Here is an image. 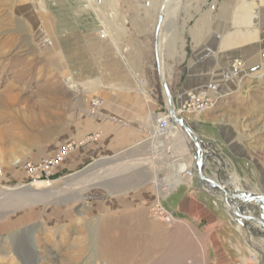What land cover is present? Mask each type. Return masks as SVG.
<instances>
[{
  "label": "rangeland",
  "instance_id": "1",
  "mask_svg": "<svg viewBox=\"0 0 264 264\" xmlns=\"http://www.w3.org/2000/svg\"><path fill=\"white\" fill-rule=\"evenodd\" d=\"M162 2L0 0V185L9 193H0V264H208L222 235L237 263L264 264V238L234 221L220 196L212 202L225 226L200 222L183 243L177 185L159 194L175 173L179 182L182 159L186 175L194 166L178 126V141L154 136L157 113L167 111L155 53ZM178 6L160 29L158 61L177 109L188 93L216 87L207 110L183 113L202 134L204 172L264 195V0ZM239 27L247 39L230 34ZM132 126L144 128L136 144L118 136ZM21 190L50 200L21 201ZM134 192L144 206L113 210ZM159 202L173 221L157 218ZM250 204L246 212L263 218V200Z\"/></svg>",
  "mask_w": 264,
  "mask_h": 264
},
{
  "label": "crops",
  "instance_id": "2",
  "mask_svg": "<svg viewBox=\"0 0 264 264\" xmlns=\"http://www.w3.org/2000/svg\"><path fill=\"white\" fill-rule=\"evenodd\" d=\"M259 17H261V15ZM230 34L235 35V36L238 35L239 40L241 38L247 39L246 31L240 27L238 28V30L232 29ZM195 75H197L195 72L192 74L188 73V77H190V81L194 80ZM186 81H189V79ZM192 125L195 128V131H197L195 124H192ZM153 126L155 127V125ZM149 129L151 131V127ZM142 130H144L142 126H132V127L127 128V130L126 129L123 130V134H119L118 136L119 137L126 136L127 138L129 137V139H132V141H134V143L136 144L139 141H142L144 137V135L141 133ZM127 131H130V133L128 134ZM178 134H179V128L176 126V129H172L170 133L168 132V134L165 135V137H161V136L159 137L160 134L156 132L154 136L155 137L157 136L160 140L163 138L164 140L169 139V141H174V140L178 141L180 139ZM199 134L197 133L199 137L200 135L202 136V134L200 135ZM177 150H179L180 152L182 151L181 147H179V149ZM179 151H177V153H179ZM182 162H184V164ZM182 162L179 164L180 166L178 164L176 166V171L181 170V173H179L180 175L178 176L179 182L178 183L175 182L177 175H178L177 173H175L176 178L174 180L168 181L167 184L164 183L165 184L164 186L170 187L169 190L167 189L165 190V192L160 191L159 194L164 196L165 194H168V192H170L177 185L175 187V191L172 194L179 195V197H178V200L176 201L175 206H173L172 210L176 214H178L183 219V221L178 220L180 221V224L176 227L175 234L180 237L181 242L182 240H185V242L183 243H186L187 241H189V237L191 238L192 235H194V231L199 230L200 222H204V225H203L204 227H213V228L225 226V223L223 219H221L216 213L217 210L215 211L217 207L213 206V203L215 202H212L215 198H213L212 195L208 194L206 190L200 184L197 183V180L195 179L193 175L194 171L191 168L192 166H190V170H191L190 173L186 175L188 173L189 163L186 158L182 159ZM154 183L156 184L155 186L158 189L163 186V184H161L157 178L154 180ZM225 188L228 189L229 187H225ZM132 195L133 196H130V195L127 196L125 200L121 199V200H117L116 203H113L114 205L113 210H117V211L138 210L141 208V206L145 205L142 199H139L140 196L138 193L136 194V192H134ZM217 200L219 201V199ZM135 224H136L135 221H133L130 227H134ZM148 235H150V231L146 230L144 233V236L147 237ZM127 236H129V232L127 233ZM225 239L229 240L230 237L226 235L225 236L222 235L219 241L216 240L217 242L215 245L216 247H214L215 252L213 256V261L212 262L210 261L208 264H239L237 263L238 261H236L237 260L236 258L233 259L230 256V252L225 247ZM167 242L170 243L173 241L168 239ZM186 246H180L178 248L172 247V249L169 248V246H167L166 248L171 249V250L180 249L181 251V250H186L188 248Z\"/></svg>",
  "mask_w": 264,
  "mask_h": 264
},
{
  "label": "water",
  "instance_id": "3",
  "mask_svg": "<svg viewBox=\"0 0 264 264\" xmlns=\"http://www.w3.org/2000/svg\"><path fill=\"white\" fill-rule=\"evenodd\" d=\"M167 2L168 0H163L158 13V19L155 28V53L158 63V76L165 94L167 112L170 116V121L182 129L190 141L192 153L194 154V177L196 178L197 183L200 184L208 194L221 197L222 204L225 205L234 221L241 224L244 228L250 230L254 236H260L264 238V217L262 218V215L258 216L255 213L246 212L247 208L252 207L250 203H258L262 200L264 202V195L250 194L243 191L238 193L227 192V190H225V185L222 186V183L220 184L217 180L211 178L204 172L208 154H206V151L201 146L203 141L197 135L193 125L186 121L182 111H179L174 104L173 95L168 82L161 71L160 62L158 61V33L164 14V7L166 6ZM254 224L259 225L261 229L255 230L254 226H252Z\"/></svg>",
  "mask_w": 264,
  "mask_h": 264
},
{
  "label": "built area",
  "instance_id": "4",
  "mask_svg": "<svg viewBox=\"0 0 264 264\" xmlns=\"http://www.w3.org/2000/svg\"><path fill=\"white\" fill-rule=\"evenodd\" d=\"M262 36L261 40L264 43V29L262 31ZM262 58L264 60V52H262ZM207 88V89H206ZM215 86H210V87H205L200 89L197 92H190L188 93L186 100L184 103H182L181 108H179V111L184 112H204L209 108L210 105H212V100H211V90H215ZM159 115L156 118V125H155V130L159 132L160 136H164L170 133L172 129H176L175 124H173L170 121V116L167 111H162L160 113H157ZM156 210L158 211L159 219L163 221H173L174 216L166 209L164 208L160 202L157 204L156 203Z\"/></svg>",
  "mask_w": 264,
  "mask_h": 264
},
{
  "label": "bare ground",
  "instance_id": "5",
  "mask_svg": "<svg viewBox=\"0 0 264 264\" xmlns=\"http://www.w3.org/2000/svg\"><path fill=\"white\" fill-rule=\"evenodd\" d=\"M180 1V0H179ZM178 0L176 1V0H168V2H167V4H166V6L164 7V14H163V17H162V22H161V25H160V28H159V33H158V40H159V42L162 40V37H161V35H160V29H161V27H162V25H163V23H164V21L166 20V18L168 17V16H171V15H175L176 13H177V9L179 8V6H178V2H179ZM180 4V3H179ZM161 8V7H160ZM255 23H253V25H252V28L250 29V31H251V33L250 34H252V33H255V35H257L256 34V25L257 24H255ZM261 34V33H260ZM260 34H258V38H260L261 37V35ZM253 35V34H252ZM260 35V36H259ZM164 39V38H163ZM254 45H255V48H257V49H259L260 47H258L255 43H254ZM28 48V47H27ZM26 48V49H27ZM254 48V47H253ZM158 56H159V58H161V55H160V46H159V43H158ZM160 68H161V71H162V73H163V71H164V68H163V65H162V61H161V59H160ZM186 100V99H185ZM184 103V102H183ZM182 106V105H181ZM181 108V107H180ZM179 110V109H178ZM156 122V121H155ZM155 122H154V124H155ZM156 125V124H155ZM155 132L156 133H159V132H157L156 130H155ZM17 160V159H16ZM17 162V161H16ZM192 169H193V171H194V166L192 167ZM194 175V174H193ZM91 176V175H90ZM86 177V176H85ZM96 178H98V177H95V176H93V180H96ZM230 180H231V178H230ZM229 180V181H230ZM99 181V180H98ZM223 184V183H222ZM70 185V184H69ZM223 185H225V187H228L229 185H227V184H223ZM222 185V186H223ZM227 185V186H226ZM19 188V187H18ZM23 189V188H22ZM225 190H227V192H230V193H238V192H240L241 191V189L240 188H238V187H236L235 185H233V187L231 186V188L229 187L228 189H226L225 188ZM12 191V190H11ZM64 191V190H63ZM69 191V190H68ZM1 192H3L4 194H5V192H7L8 193V190H6V188H3V186L2 185H0V193ZM2 194V193H1ZM9 194V193H8ZM12 194H16V193H12ZM46 194H47V192H46ZM17 195H19L18 197H19V199L22 201V200H30V199H34V198H40L41 199V201L40 202H42V203H47L50 199L48 198V197H45L46 195L44 194V193H36V192H22V190L20 191V192H18L17 193ZM16 195V196H17ZM72 196V195H71ZM61 198V197H60ZM65 198V197H64ZM221 198V197H220ZM2 199V198H1ZM10 199V198H9ZM37 200V199H36ZM11 202V201H10ZM39 202V201H38ZM57 202V201H56ZM55 202V203H56ZM16 203V202H15ZM15 203H13V204H15ZM23 203H25L24 201H23ZM22 204V203H21ZM33 204V203H32ZM15 206V205H14ZM155 239V238H154ZM151 240H153V239H151ZM151 240H149V241H151ZM156 241V240H155ZM159 241V240H158ZM156 243H157V241H156ZM149 244V243H148ZM150 244H151V247H154L155 246V242H153L152 241V243L150 242ZM158 244V243H157ZM157 246V245H156ZM157 248V247H156ZM172 249V248H171ZM174 249V248H173ZM149 251H151V250H149ZM176 252V251H175ZM152 254V253H151Z\"/></svg>",
  "mask_w": 264,
  "mask_h": 264
}]
</instances>
